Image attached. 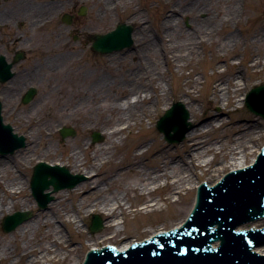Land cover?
<instances>
[{
	"label": "bare ground",
	"instance_id": "obj_1",
	"mask_svg": "<svg viewBox=\"0 0 264 264\" xmlns=\"http://www.w3.org/2000/svg\"><path fill=\"white\" fill-rule=\"evenodd\" d=\"M37 1L40 4H31L29 6L30 14L37 13V10L40 9L42 13H39L40 15L37 19L48 15L45 19L47 23L54 20L59 13L65 10L62 2H59L60 0H54L53 2H44L45 0ZM93 1L95 2L94 6H98L99 8V11L95 12V14H99V18L103 14L111 12L112 9H119L122 3L130 5L134 2V0ZM241 2H243V5ZM221 3H225L226 5L222 7L220 6ZM248 4L253 6L252 3ZM22 5H26L24 0H20L14 7L7 8L4 12L0 13V27L12 29L17 24H24L22 20L25 19L24 15L27 14V10L26 8H22ZM245 5L246 0H189L180 14H177L178 20H172L171 15L173 13L170 14L169 11L165 10L159 24L161 31H151L150 25L145 22V18L142 17L143 15L139 13V10H134L131 14L133 18L130 19V22L134 28L136 26V31L132 35L133 49L130 51H133L135 60L130 64V69L125 72L123 78L117 81V79H112L106 73H94V75H91L93 80L88 88H81V85H79L70 94L67 101L62 100L63 105L58 107L56 115L57 118H62L61 124L55 126L47 120L40 122L36 130L29 129L24 134L25 146L16 150L24 148L21 152L16 153L15 151V155L12 158L1 155L0 192H7L9 187L16 186V182L12 179L15 175L19 178L20 185L11 191L10 198L12 201L10 204H6L4 200L0 201V216L11 213L17 205H22L24 209L33 208V203L25 196L28 180L23 172L19 174L13 172L12 169L15 167H13L15 164H18L16 168L18 173L24 171L32 160L36 159L40 162L50 158L48 161L50 164L64 166L71 172L88 176L87 181H82L83 183L79 182L69 187V189H73L70 194L77 197L70 207L67 206L66 195L62 194V196L58 197L57 203H49L46 206L47 209L49 208L48 211H39L36 218L21 225L16 230V235L11 236L10 241L16 244L18 236L25 237L29 232L47 233L51 237L55 234L57 237L51 239L53 246H46L39 253L32 247H27V250H23L18 257L21 259L22 264H47L49 260L59 257L61 251H65L64 255H66L76 250L75 247L70 246L71 240L67 238L63 232L64 229L57 225V222L63 223V225H71L75 231L83 233L81 228L84 224L81 223H84L86 215L91 212H99L106 219L104 227L114 229L116 233H119L124 222V216L119 217V215L120 213L124 215L125 211L131 207V205L129 206L130 202L128 198L129 190L133 189V191H137V196L140 195L142 199L151 196L152 193L165 188V186H170V191L172 192L181 193L187 189L186 184H191L195 181L192 180V177L196 176L195 172L197 169L204 170V176L207 175L206 178H208L206 179L207 182L213 184L222 177L227 171L226 169L246 167L248 165V158L251 156L255 157V153L260 150V145L257 142L251 148L250 144L256 142L259 138L261 139L263 135L262 128H260L258 123H255L253 120L248 122L244 120H239L238 122L236 120L225 121L220 116L221 114L210 117L211 114L206 110L203 112V107H200L199 111L195 109L194 103L198 102L199 99L193 91L180 88L181 95H179V101L177 102L183 104L191 112V117H189L195 127L185 132L184 141L182 140L183 143L181 141L174 149L176 153L174 154V150L170 149L158 134H154L153 138L139 143L137 148L140 151L135 148L130 154V161L117 165L114 174L109 175L107 172H104V168L117 156V145L122 142L123 138L121 137L123 135L133 132L136 128H144L146 121L153 122L162 110L166 112L169 106L174 103L168 90L163 88L160 82H157V79H160L164 75L158 68L160 62L159 56H161L160 52L163 51L158 40L167 49L166 54L162 52L166 64L174 65L176 63L179 65L185 86L197 88L199 83L196 78L197 72L194 69L189 74L185 72L189 68L190 62L194 61L195 55L199 53V50L195 49V46L191 48L190 45L196 44V46L200 47L207 40L211 44L213 43L211 36L214 33L221 32L224 38L217 47L224 51L216 53L218 61L214 67H218V63L220 62H224L227 71L229 67H238L240 69L239 66H235L237 61H231V55L236 54L240 46L243 45L246 52L249 53L248 57L251 56L252 60L248 61L246 58L239 63H243L247 72L252 76L264 77V56L262 57L264 53L261 48L264 45V28L260 24H257L250 33H246L247 35H245L246 38L244 39L242 34L234 29L235 25L234 27L232 25V21L237 23L239 20L242 21ZM45 11L46 14L44 15L43 12ZM201 15H204V18H201ZM186 17H189V21L191 22H189L190 29H185L184 33L186 35L190 34V39L186 40L181 48L177 47L174 49L176 47V43L174 42L175 34H180L179 30H183V28L179 27V24L183 23V18ZM173 22L178 24L174 25ZM199 26L201 28L206 27L211 32L204 34L201 32L202 30L196 29ZM176 28L177 30H175ZM251 28L252 25H249L246 29L249 31ZM77 31L79 32L78 28ZM195 33H199L198 39ZM5 36H7V40L4 39ZM23 36H25L23 30L16 28L10 34L1 35V38L5 40L3 44L7 49H11L14 46L16 48L23 46L22 42L24 43L25 41L23 40ZM59 57H53L55 64H58ZM41 67L42 64L40 65ZM16 75L17 73L15 72L7 83H11ZM233 75V78L226 80L224 87L219 84L222 78L218 80L213 79L212 82L210 103L219 104L225 114L238 110L239 105L242 104L241 101L247 105L246 97H248V89H250L247 73L244 71L237 74L233 73ZM263 80L264 78H259L252 81V87L259 85ZM28 86L31 85H23L24 89L20 94ZM240 92H246L244 97L239 96ZM26 94H24V97ZM36 94L37 92L33 98H35ZM185 96L186 99H184ZM0 103H2L4 111V102ZM24 104L26 103L24 102ZM83 110L85 112H82ZM200 112H203V114H200ZM192 117L195 121L192 120ZM205 118L208 120L203 122L202 120ZM161 119L160 117L156 122L157 129H159L158 124ZM175 122L174 119L170 120L169 126L175 125ZM18 123L20 124L19 121ZM67 123H71L75 127L82 126L87 129L92 127L100 128L101 133L107 137L106 145L99 146L98 149L94 150V145L90 144V142H83L81 143L83 144L82 146L75 147L70 140H65L66 144H64L63 148H67V153L58 154L56 146L48 141L50 137L53 139V135L58 129L63 127H65L64 131L66 135L63 132L60 133L62 138L74 137L76 130L69 127L68 125L70 124L67 125ZM111 125L114 126L110 127ZM226 128H228L227 133L224 130ZM13 129L14 132H17L15 127ZM219 130L222 133H218L215 137L211 136ZM93 135L100 134L96 131ZM141 148L145 149L142 151ZM89 150H92V153ZM209 154L214 156L213 159H203ZM32 156L33 159H31ZM121 157L123 156L121 155ZM19 158H22L24 161L20 166ZM37 167L38 165L36 164L34 168L36 169ZM125 172L137 175L140 182L139 185L126 187L122 195L107 196L106 194L113 189L117 179ZM85 178L86 176H84L83 180ZM208 180H212V182ZM195 183L199 184L200 179L198 178V181ZM117 184L120 185L119 183ZM190 189L193 191L195 184ZM60 203H64V205ZM159 204L160 201L145 205V212L159 210V207H161ZM156 206H158V209H156ZM163 230L165 229L158 231ZM46 238L48 236L44 235V239ZM91 240L93 242H90L88 245L92 248H98L101 246L100 241L103 239L92 238ZM130 244L131 241L126 243H122L121 241L120 245L117 246L120 250H126ZM19 247L18 249H20ZM18 249H12L9 245L3 246L0 249V262L10 260ZM21 257H28V259L25 260V258ZM63 258L65 259L66 257ZM9 264L16 263L10 262Z\"/></svg>",
	"mask_w": 264,
	"mask_h": 264
},
{
	"label": "rangeland",
	"instance_id": "obj_2",
	"mask_svg": "<svg viewBox=\"0 0 264 264\" xmlns=\"http://www.w3.org/2000/svg\"><path fill=\"white\" fill-rule=\"evenodd\" d=\"M19 1L20 0H0V13L4 12L7 8L14 7L17 5V3H19ZM53 1L54 0H45L44 2ZM187 1L189 0H134L133 4L127 5L126 3H122L119 6V9H112L111 12L103 14L102 17L99 18V14H95V12L99 11V8L98 6H94L95 2L93 0H60L59 2H62L65 10L59 13L54 20L47 23L45 19L48 17V15L37 19L40 15L39 13H42L40 9L37 10V13L30 14L31 11L29 10V6L31 4H40L39 2L37 0H24L26 5L21 6L27 10V14L24 15L25 19L22 20L24 24H17L15 28L12 29L0 27V55L6 54L7 56L9 55L8 58H10L17 51H23L25 53L23 60H21L16 65L17 67L14 71L17 73V75L13 81L9 84L0 82V100L4 102L5 107V110L3 111L4 121L8 124H12L16 128L17 133L22 135L26 134L29 129L36 130L37 125L45 120L48 122L50 121V124L55 126L61 124V121H63L62 118L60 119L56 117L58 113V107L63 105L62 100L67 101L68 97H70V94L76 89L77 86L81 85V88H88L93 80L91 75H94L96 72L106 73V75L112 79H117V81H120L123 78L125 72L130 69V64L133 63V60H135L133 51H130L133 49L132 47L125 48L112 54H102L95 51L92 47V35L108 33L109 31L115 29L120 23L131 24L130 19L133 18L131 14L136 9H138L139 13L143 15L142 17L145 18V22L150 25L151 31H161L159 29V24L165 10L169 11L170 14L173 13L171 15L172 20H178L177 14H180L181 10L184 9ZM248 3H252L253 6ZM241 4L243 5V2H241ZM224 5L226 4L221 3L220 6L224 7ZM82 7H85L86 9L85 15L79 14ZM243 12L244 15L241 14L243 15L242 21L239 20L238 23L232 21V25L233 27L235 25L234 29L242 34L243 38L245 39V35H247L246 33H250L257 24H260L261 27L264 28V0H246V5ZM66 13L72 14L75 17L71 25L65 24L62 20L63 15ZM43 14L45 15L46 11L43 12ZM201 18H204V15H201ZM189 22H191L189 21V17H186L183 18V23L179 24V27L183 28V30H179L181 32L180 34H175L174 42L176 43V47L174 49L177 47L181 48L183 43L190 39L191 35H186L184 33L185 29H190ZM173 24L177 25L178 23L173 22ZM249 25H252V28L248 31L246 28H248ZM16 28H21L23 33H25V36H23V40L25 41L24 43L22 42L23 46L20 48H16L14 46L11 47V49H7V47L3 44L5 40H2L1 35L4 36L6 33L10 34ZM77 28L79 29L80 33L77 31ZM196 29L202 30L201 32L204 34L211 32L210 30H207L206 27L201 28L199 26ZM226 29L228 28L226 27ZM175 30H177V28ZM221 33H214L211 36L213 39V43L211 44L209 43V40H207V42H203L200 47L196 46V44L190 45L191 48H194L195 46V49L199 50V53L195 55L194 61L190 62L189 68H187L185 72L189 74L192 69L197 72L196 78L199 81L197 88L184 85V80L181 77V69H179L180 67L178 64H166L163 53L166 54L167 49L165 45L161 43L160 40H158V43L161 44L163 49V53L160 52L161 56H159L160 62L158 68L164 75H162L160 79H157V82H160L161 86L168 90L174 103L179 101V95H181L180 88H183L187 89L188 91H193L199 99L198 102L194 103V107L197 111H199L200 107H203V112L206 110L209 114H211L210 117L221 114L220 116L224 118L225 121L236 120L238 122L239 120H244L248 122L253 120L255 123H258L260 128H262L263 135L261 139L259 138L256 142L251 143L250 146L252 148L253 145L257 144V142L260 146H262L264 145V118L252 113L247 108L245 103L243 104V101H241L242 104L239 105L238 110H233L229 114L223 113L224 110L219 104L210 103L209 98L212 93L213 79L218 80L219 78H222V81H220L219 84L223 85L224 87L226 80L234 77L233 73L237 74L239 72L245 71L247 73V79L250 83V89H248L249 92L253 88L251 85L252 81L258 80L259 78H264L263 76H252L247 72L243 63H239L246 58L248 61L252 60L251 56L248 57L249 53L246 52L243 45L240 46L236 54L231 55V61H237L235 66H239L240 69H238V67H229L227 71L224 62H220L218 63V67H214L215 63L218 61V59H216V53L224 51L217 47L224 38V35ZM197 37H199V33L196 34V38ZM6 38L7 36H5L4 39ZM261 48L264 53V45ZM57 56L60 57L58 58V64H55L53 57ZM263 56L264 55H262V57ZM151 60L154 61L153 59ZM41 64L42 67L40 68ZM25 84H30L31 86H28L27 89L20 94V92L24 89L23 85ZM262 84H264V80L259 85ZM31 87L37 89V94L30 103L24 104L22 102L23 96ZM245 93L246 92H240L239 96L244 97ZM184 99H186V96ZM172 104L169 106V108L172 106ZM82 112H85V110ZM203 112H200V114H203ZM164 113L165 111L162 110L153 122L146 121L144 128H136L133 132L123 135L121 137L123 138L122 142L117 145V156L104 168V172H107L109 175L114 174L116 166L125 162H129L131 152L135 148L140 151V149L137 148L138 144L145 141L146 139L153 138L154 134H158L161 140L170 149L174 150L175 147L180 143L169 144L156 126V122L164 115ZM188 113L191 117V112L188 111ZM192 120L195 121L193 117ZM207 120L208 119L205 118L202 121L204 122ZM190 123H192L191 118ZM67 125L76 130V135L74 137L69 136L67 138H62L58 129V131L53 135V139L50 137V140L48 141L56 146V151L58 154L67 153V148H63L64 144H66L65 140H70L73 143L72 145L75 147L82 146L83 144L81 143L83 142H90V144L94 145V150L98 149L99 146L106 145L107 137L101 133L100 128L92 127L87 129L82 126L75 127L71 123H67ZM112 126L114 125H111L110 127ZM192 126L193 127L191 129L195 127L193 123ZM224 130L225 133H227L226 131H228V128ZM96 131L103 135V140L93 143V133ZM218 133L222 132L219 130L217 133H214L211 136L215 137L218 135ZM183 141L181 143H183ZM23 149L16 151V153L21 152ZM144 149H142V151ZM91 151L89 150L90 153H92ZM175 151L176 150H174V154L176 153ZM13 155H15V153L8 154L6 157L12 158ZM121 155L123 157H121ZM213 157L214 156H212V154H209L203 159H213ZM31 159H33V156ZM49 160L50 158L45 161ZM254 160V156H251L248 158L247 162L251 164ZM38 162L39 161L36 159L30 161L28 163V167L24 171H20L18 173L16 171L18 164L13 165V167L15 166L14 168L12 167V170L15 174H19L21 172L25 174V177L28 180L25 196L31 203H33V208L24 209L22 205H17L11 213H6L0 216V249H2V247L5 245H9L12 249H18L20 246V249L16 250L14 257H11L10 260L0 262V264H9L10 262L22 264L20 261L21 259L18 257L23 250L28 249L27 247L35 248L38 251L37 253H39L46 246H53L51 239L53 237L57 238L55 234L53 237H51L47 233L42 234L39 232H29L25 237L18 236V242L16 244L15 242L12 243L10 241L11 236L16 235L15 232L21 225L10 233H5L2 230L1 224L3 218L9 214H13L17 211H31L32 217L28 220L30 221L36 218L39 211H48L49 208L45 210L39 208L31 192L30 182L33 168ZM23 163L24 161L22 158H19V166ZM226 170L229 171L228 169ZM195 173L196 176L194 178L192 177V180L195 181L191 184H186L187 189L183 190L181 193L172 192L170 191V186H165V188L152 193L151 196L142 199L140 195L137 196V191H133V189L129 190L128 198L130 204H128L129 206L131 205V207L125 211L124 215L121 213L119 215V217L124 216V222L123 225L121 224V231L119 233H116L114 229H108L107 227H104L97 233H92L90 231L89 227L92 223V216L94 214L101 216L105 224L106 219L104 215L99 212H91L86 215L84 223H81L84 224L81 228L83 233L75 231L71 225H63V223L61 224L57 222V225L64 229L63 232L67 238L71 240L70 246L75 247L76 250L70 254L67 253L66 255H64L65 251H61L59 257L49 260L47 264H82L86 256L87 249L90 248L88 244L93 242L91 240L92 238L103 239L100 241L101 245L107 243L120 245L121 241L122 243H126L128 241L141 240L149 237L160 229L169 230L176 227V225L186 219L196 199V188L193 191L190 188H192L194 184L196 187L197 184L195 182L198 181V178L200 181L208 179L206 178L207 175L204 176L205 171L202 169H197ZM75 174L79 173L75 172ZM84 176H86V178L83 182L88 180V176ZM12 179L16 182V186L9 187L7 192H0V201L4 200L6 204H10L12 201L10 198L11 191L20 185V180L18 177H16V175ZM209 182H212V180ZM139 183L140 182L137 175L133 173L127 174V172H125L117 179L113 189L106 195L109 197L122 195L126 187L138 186ZM72 191L73 189H66L58 193H54L53 195L55 200L52 203L56 202L58 197L62 196V194H65L67 206L70 207L72 202H75L77 198L70 194ZM157 201H160L159 206L161 207H159V210L154 212H145V205L152 204L153 202L156 203ZM60 204L64 205V203ZM156 209H158V206H156ZM44 235L48 236V238L44 239ZM63 257L66 258L64 259ZM21 258H25V260L28 259V257Z\"/></svg>",
	"mask_w": 264,
	"mask_h": 264
},
{
	"label": "water",
	"instance_id": "obj_3",
	"mask_svg": "<svg viewBox=\"0 0 264 264\" xmlns=\"http://www.w3.org/2000/svg\"><path fill=\"white\" fill-rule=\"evenodd\" d=\"M85 14V11L82 12ZM64 20L70 23V18ZM132 27L125 24L106 35H94V48L104 53L112 52L132 44ZM4 61V62H3ZM12 64H7L4 57L0 58V77L6 80L12 77L10 69ZM36 89L32 88L24 97L28 103L33 99ZM258 95L264 96V86L252 89L248 99L249 108L264 117V104L255 105L251 98ZM2 103H0V153H13L25 145L24 137L13 133L11 125L3 123ZM179 117V118H178ZM188 112L184 105L178 103L168 110L159 121L158 127L165 134L169 143H177L184 139V134L190 129ZM178 120L175 125L169 126L170 120ZM174 131V132H173ZM64 135L66 132L62 131ZM102 140L100 135H95V141ZM50 165L41 163L36 170L33 180L34 195L44 208L54 198L51 193L44 194V190L54 185L58 191L64 187H72L81 182L83 177L74 176L61 168H49ZM54 178L49 180V176ZM245 179L244 180H242ZM236 180L237 183H233ZM235 199V200H233ZM240 210L244 217L236 222L234 217ZM223 211L224 213H221ZM264 214V155L257 164L247 170L230 174L219 186L211 189L204 188L200 193L198 207L192 220L181 231H175L145 243L135 245L126 253H118L113 248L93 251L87 264H264V256L252 252V248L264 243L257 236L259 231L236 232L237 225L252 219H257ZM28 212L16 213L6 219V231L15 229L19 224L28 220ZM218 228L213 231L215 224ZM264 225V219L251 223L246 227H259ZM103 227V222L94 216L92 231L97 232ZM243 228V226H241ZM240 229V227H239ZM221 240L218 249H212L211 243ZM218 242L213 243L217 246ZM118 247V246H117ZM119 249V248H118ZM263 254L264 246L257 248Z\"/></svg>",
	"mask_w": 264,
	"mask_h": 264
}]
</instances>
